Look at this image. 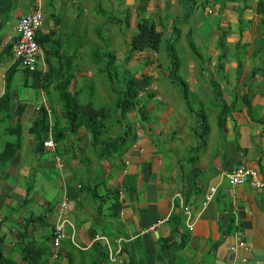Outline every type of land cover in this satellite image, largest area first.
Here are the masks:
<instances>
[{
	"label": "crops",
	"instance_id": "crops-1",
	"mask_svg": "<svg viewBox=\"0 0 264 264\" xmlns=\"http://www.w3.org/2000/svg\"><path fill=\"white\" fill-rule=\"evenodd\" d=\"M181 2L147 0L141 8L140 0L104 4L99 0H5L2 8H10V17L0 25V152L6 143L16 149L0 166V241L4 255L16 264H27L19 249L29 240L45 243L56 253L48 256V264H84L97 254L88 253L96 235L106 236L112 244L119 240L123 249L115 262L101 264H264V188L232 186L224 179V174L241 165L264 175V0H196L193 14L184 22ZM37 6L43 16L38 32L45 57L39 65L41 74L61 63L76 65L80 48L64 56V46L55 39L71 25L67 20L107 18L108 13L118 28L128 30L138 19L150 17L166 38L175 28L180 39L190 33L199 52L192 53L184 65L179 60L176 74L188 91L183 103L169 95L178 91L169 76L171 67L163 75L167 81H159L160 60L155 52L157 66L151 62L136 74L150 76V90L155 93L145 114L140 106L127 114L134 140L124 152L103 153V145L93 141L85 127L66 131L56 80L43 87L41 75L20 70L4 44L14 36L12 24ZM152 54L135 53L127 65L138 69ZM79 61L85 65L83 59ZM10 68L14 74L7 89L5 76ZM83 77V73L76 75L71 91H80ZM189 91L193 97L199 95L200 113L191 109ZM145 95L140 93V98ZM225 104L227 111L221 109ZM40 108L50 110L51 125H60L50 126L53 149L43 145L48 133L42 140L30 130ZM112 119L102 126V139L126 136L128 122L119 118L115 120L119 126H112ZM211 186L216 187L213 198L201 207ZM113 190L120 203L117 214L111 209ZM178 191L192 212L199 213L191 232L173 200ZM63 196L74 203L67 213L73 229L66 227L74 236L55 249L51 234ZM161 218L166 221L152 228ZM235 229L247 249L238 247L231 253ZM183 234L185 243L175 251L172 246L181 242ZM165 240L171 246L164 248ZM96 242L105 246L102 240Z\"/></svg>",
	"mask_w": 264,
	"mask_h": 264
},
{
	"label": "trees",
	"instance_id": "trees-1",
	"mask_svg": "<svg viewBox=\"0 0 264 264\" xmlns=\"http://www.w3.org/2000/svg\"><path fill=\"white\" fill-rule=\"evenodd\" d=\"M147 0H140L141 8L146 6ZM5 0H0V19L2 21L8 19L10 17V8L4 9L3 4ZM181 4L185 8V15L181 21H187L189 17L193 14L195 9L196 0H182ZM163 30H158L155 23L151 21L147 17H143L137 20L136 22V32L129 39V52L128 55L124 57L122 63H116L117 57L113 54L110 49V42H103L102 48L106 49V55H97L100 47H97L94 54H91V61L93 64H100L103 62V68L105 69V73L109 78L111 92L117 94V99L113 102V106H95V103L90 98V95L82 101L79 98V93L83 87L79 88L80 91H71V81L76 77V75L81 72L80 68L73 67L71 61L67 64L61 63V66L53 68L49 72H45L41 74V72H37L38 76L41 75L42 82L40 84L43 87H48L51 84V80H56V89L59 94V99L62 104V118L65 122V130L76 132L79 128L85 127L92 135L94 140L98 141L103 145L102 152L111 155V154H120L124 152L130 144L133 142L134 137L131 134V127L133 126L131 123H126V136L123 135L110 138V139H102L101 138V129L102 126L105 125V122L109 118L117 117L118 119L124 117L131 111L135 110V108L140 106L141 114H145L147 112L146 105L149 102L148 100L153 97L154 91L150 90V85L152 82V78L148 76L146 73L140 74V77H137L136 74L139 71H142L144 67H146L149 63L152 62L149 56H146L143 60V63L140 66V69L126 67L127 63L132 59V54L141 53V52H158L160 44L163 39ZM36 39L40 44V35H36ZM166 40V54L168 59L171 61V72H177L180 62L175 52V47L177 42L180 40V30L175 28L174 33ZM187 44L190 47V50L195 54H198V51L192 41L191 34L187 33L186 35ZM9 49V47H7ZM102 68V69H103ZM131 69L135 71H131ZM101 71V70H99ZM264 76V71L262 72ZM14 74V69L10 68V70L6 73L5 82L6 88L10 86L11 77ZM54 76V78H53ZM169 76H173L172 74ZM38 81V77L35 78ZM90 83L93 81H89ZM88 82V85L90 84ZM182 85V89L185 92L187 91V85L181 79L179 80ZM89 87L94 90L93 84H90ZM140 93H145V99L140 98ZM245 97H248L247 95ZM224 108L226 111L228 110V106L225 104L221 109ZM120 111V117L118 112ZM202 123L204 126L203 132L207 133L209 130V126L207 125L206 116L202 114L201 116ZM223 116L220 114L219 121L222 122ZM19 124V123H18ZM20 125V124H19ZM31 131L36 133L39 137L47 136V133L50 130V126H60L59 123L50 124V120L45 108H40L39 115L35 119V121L31 125ZM55 130V128L53 127ZM52 133H56L54 131ZM60 135V132L59 134ZM95 141V142H96ZM16 148L11 143H6L5 147L0 152V166L5 164L7 159L14 153ZM117 192L113 190L111 192L112 198L114 199L111 204V209L113 214H117L120 208V203L118 202ZM178 207V203L176 202ZM176 230L173 228V233ZM22 236V235H21ZM20 235L19 237L22 238ZM185 235H182L181 242L175 244L173 249L176 251L180 249L182 245L185 243ZM0 240L2 238L0 237ZM164 248L167 246H171L167 244V240H165ZM96 252L95 257L86 258L84 264H101L103 261H108L107 259V251L105 246L101 245L99 242H94L91 245V248L88 250L89 254ZM19 253L22 255V260L25 263L29 264H48L49 259L48 256L52 255V252L48 248V245L36 244V242L32 241H23L21 243V247L19 249ZM0 264H16L9 257L5 256L1 249V241H0Z\"/></svg>",
	"mask_w": 264,
	"mask_h": 264
},
{
	"label": "rangeland",
	"instance_id": "rangeland-1",
	"mask_svg": "<svg viewBox=\"0 0 264 264\" xmlns=\"http://www.w3.org/2000/svg\"><path fill=\"white\" fill-rule=\"evenodd\" d=\"M98 1V0H97ZM102 4L109 2V0H99ZM116 1V0H115ZM95 2V1H94ZM107 18L105 17H98V18H88V19H81V20H67L68 23L71 25H68L61 29L60 34L55 36V39L58 40L60 44V47L64 48L62 51L64 52V56L70 55L71 50L70 49H75L77 47L80 48L77 52V57L78 60L76 59V62L74 65L75 67H78L82 70L84 77L82 79V82L85 83L82 85V90L80 91L79 95L86 97L90 95V98L93 100L95 103V106H113V101L116 100V95L109 90L110 88V83H109V78L105 73V69L103 68V62L96 65L93 64L92 61L90 60L89 55L94 54L95 50L97 47L101 46V49H99L97 55H106V49L102 48L103 42H110V51L115 54L118 57H123L128 55L129 52V39L130 37L136 32V26H132L130 29L126 28H118L116 26L115 20H113L112 15L107 13ZM151 21H154L149 17ZM130 24L133 21L132 18V13L130 14L129 17ZM184 22V21H183ZM82 24L84 27H82L80 24ZM135 24V22H134ZM78 25V26H75ZM94 25H98L97 29L94 28ZM60 37V38H59ZM166 37L163 36L162 42L160 44L159 50L157 52L158 58L160 60V82H165L166 77L164 73H168L169 68L171 67V61L167 59V54H166ZM63 40V41H62ZM58 46V45H56ZM175 52L178 57V59L181 61L182 65H184L187 62V59L190 57V55L195 54L193 51L190 50L189 45L186 42V38L184 35L181 37L180 41L177 42L176 47H175ZM199 52V51H198ZM60 55V54H59ZM135 54H132L134 56ZM197 55V54H195ZM83 59L85 61V65L82 64V61L80 62L79 60ZM121 61H115L116 63H122ZM126 67H132V65H126ZM103 68V69H102ZM140 68H138L139 70ZM101 70V71H99ZM183 70V69H182ZM131 71H135L131 69ZM140 72V71H139ZM184 72L180 71V75L184 78ZM171 79L173 80V84H175L178 88L177 90H173L172 93L169 95L173 98L176 99L178 102L183 103L184 101V90L182 89V85L180 84L179 80V72L176 74L175 72L172 73ZM178 75V76H177ZM93 82H89V81ZM88 82L90 84H93L94 90L91 89L88 85ZM80 86V85H78ZM185 93H188L186 91ZM143 94V93H142ZM198 96L193 97V95L189 91V97L188 101L190 102V107L191 109L198 110L196 108V105L198 104ZM146 95L143 97L145 98ZM205 96H203L204 103L205 101ZM200 113V110H198ZM197 112V113H198ZM210 113L212 114V110L208 109V117L210 116ZM118 115L120 117V111L118 112ZM127 116V115H126ZM124 117V119L121 117V121L124 123L125 121L131 123V118L129 117ZM117 117H114L112 119L113 121L117 120ZM116 125L115 123H112V126ZM116 126H119L118 124Z\"/></svg>",
	"mask_w": 264,
	"mask_h": 264
},
{
	"label": "built area",
	"instance_id": "built-area-1",
	"mask_svg": "<svg viewBox=\"0 0 264 264\" xmlns=\"http://www.w3.org/2000/svg\"><path fill=\"white\" fill-rule=\"evenodd\" d=\"M41 24V11L37 9L32 13L21 16L12 26L15 37L11 44V52L14 60L18 62V66L23 70L30 72L36 70L40 60L43 58L42 50L35 39L36 31L40 28ZM155 65L156 61L152 62L151 66ZM47 111L49 112V110ZM43 145L49 149L54 148L50 131L48 132V138L43 142ZM59 166L61 167L62 165L60 164ZM224 179L232 186L248 184L256 189L264 188V175L256 169L247 168L243 165L238 166L233 171L224 174ZM215 191V186H211L207 189L204 193L201 207H204L209 201H211ZM173 200L177 201L178 206L185 217L187 230L191 232L199 213L192 212L188 204H186L180 191L175 192ZM72 207L73 201L67 196H63L56 206V219L51 234V245L55 249L60 246V243L65 238L70 237L73 240V232L68 234L66 231L67 226H70L73 229V224L67 216V213L72 209ZM164 221H166V218L157 220L152 228L158 226ZM235 235L236 243L231 246V253L238 247L247 249L240 232L235 230ZM95 240H102L104 242L107 249L108 261L115 262L122 252V246L119 243V240H117L115 245L111 244L109 239L103 235L94 236L93 241ZM52 256L55 257L56 253L53 252ZM241 261L244 262L245 258H242Z\"/></svg>",
	"mask_w": 264,
	"mask_h": 264
},
{
	"label": "clouds",
	"instance_id": "clouds-1",
	"mask_svg": "<svg viewBox=\"0 0 264 264\" xmlns=\"http://www.w3.org/2000/svg\"><path fill=\"white\" fill-rule=\"evenodd\" d=\"M37 9H39V10L41 11V15H42V9H41L39 6H37L34 10H32V11L29 12V13H32V12L36 11ZM29 13H27V14H29ZM23 15H25V14H23ZM23 15H21V16H23ZM21 16H20V17H21ZM20 17H19V18H20ZM19 18H18V19H19ZM18 19H17V20H18ZM17 20H16V21H17ZM16 21H15V22H16ZM3 22H4V21H2V19H0V25H1ZM15 22H14V23H15ZM14 23H13V24H14ZM13 24H12V26H13ZM42 24H43V16H42ZM42 24H41L40 28L42 27ZM12 26H11V28H12ZM40 28L36 31V35L39 34L38 32H39ZM12 31H13V29H12ZM36 35H35V39H36ZM14 37H15V33H14V36H12V37L9 36L8 39L4 42L5 46H6V47H9L8 50L10 51V54H11V57H12V58H13V56H12V52H11V44H12V41H13ZM36 42H37V44L39 45L37 39H36ZM39 47L41 48L40 45H39ZM41 50H42V48H41ZM152 53H153V54H152V56H151V57H152L151 60H152V62L156 61V65H155V67H156V66H157V58H156V54H155V52H152ZM42 54H43V58L40 60L38 66H37V68H36V70L31 71V72H30V71H27V70H23V69H21V68L18 66V62L15 61L14 58H13V60H14V62L16 63V65L18 66V68H19L20 70H23V71H26V72H29V73H37V72H39V65H40V63H41L42 61H44V58H45V57H44L43 50H42ZM153 56H154V57H153ZM151 65H152V63H151ZM45 72H46V71H45ZM45 72H42V74H44ZM47 110H49V109H47ZM47 110H46V111H47ZM49 113H50V110H49V112L47 111V114H48V117H49V120H50V114H49ZM44 141H45V140H44ZM44 141H43V142H44ZM52 141H53V140H52ZM53 143H54V142H53ZM183 197H184V196H183ZM68 198H69V197H68ZM184 199H185V198H184ZM174 202L176 203L177 201H174ZM73 205H74V203H73ZM179 209H180V208H179ZM235 230H236V229H235ZM233 235H234V234H233ZM95 241H98V240H95ZM95 241H94V242H95ZM111 244H112V243H111ZM115 244H116V243H114L113 245H115ZM121 246H122V245H121ZM105 248H106V247H105ZM122 250H123V249H122ZM106 251H107V249H106ZM107 259H108V258H107ZM108 262H109V261H108ZM110 263H113V262H110Z\"/></svg>",
	"mask_w": 264,
	"mask_h": 264
}]
</instances>
